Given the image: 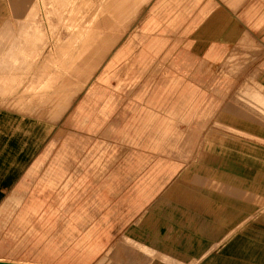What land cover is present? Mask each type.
Wrapping results in <instances>:
<instances>
[{
  "label": "rangeland",
  "instance_id": "obj_1",
  "mask_svg": "<svg viewBox=\"0 0 264 264\" xmlns=\"http://www.w3.org/2000/svg\"><path fill=\"white\" fill-rule=\"evenodd\" d=\"M90 1L70 30L57 11L45 13L48 0H0V157L14 136L27 139L0 159L7 166L0 171V260L123 264L117 243L133 218L124 211L131 209L134 174L164 167L174 182L183 170L189 184L207 179L196 194L203 206L194 208L192 194L189 208L191 228L205 235V264L213 255L225 258L232 242L264 248V170L246 183L233 172L243 152L264 161V56L246 61L257 48L204 45L211 33L196 30L192 13L202 0L160 7L157 0ZM150 9L166 15L168 74L133 104L90 118L91 89L114 52L139 37ZM118 33L121 41L82 87L97 50ZM147 69L125 62L115 70ZM126 81L128 88L143 82L115 79L109 87ZM30 126L37 136L24 134ZM126 175L131 184L121 182Z\"/></svg>",
  "mask_w": 264,
  "mask_h": 264
},
{
  "label": "crops",
  "instance_id": "obj_2",
  "mask_svg": "<svg viewBox=\"0 0 264 264\" xmlns=\"http://www.w3.org/2000/svg\"><path fill=\"white\" fill-rule=\"evenodd\" d=\"M166 1L157 0V6L160 7ZM192 13L196 14V30L203 29L211 33L212 38L208 34L204 37L206 41L204 45L215 48L221 46L254 47L257 50L249 51L246 61H263L260 57H263L264 53H261L260 50L263 51L262 48H264V0H202L199 2L196 12ZM165 18L164 13L157 16L154 9L148 11L146 20L150 32L148 52L146 53L134 41L132 53L108 70L102 76L103 80L98 79L96 85L91 89L88 102L92 109L89 113L90 118L101 120L103 118L98 113L99 111H116L131 105L139 95L153 91L160 86L162 78L169 72L167 66L170 63L171 44ZM138 57L140 60H137ZM229 60L232 61V59ZM125 62L130 65L132 63L134 67L143 66L148 69L139 72L115 70ZM136 77L143 81L138 86L132 84L133 87L128 88L129 82L126 81L116 83L112 89L109 87L115 85L112 80H129ZM96 110H98L97 113L94 112ZM105 118L111 121L116 119V116L109 114ZM26 129L24 134L34 132L37 136L35 127L30 126ZM14 137L9 140V149L5 150L0 157L1 162H6L19 148H23V144L27 140L22 137L18 141L19 139ZM239 158V166L235 165V171H233L239 176L238 182L246 183L248 176L253 177L255 169L264 170V161L262 163L252 162L253 158L249 152H243ZM1 162L0 171L7 167ZM154 170L150 169L147 173L134 174L133 181L131 177L128 178V175L120 179L121 182L128 181L130 183L132 181L133 183L131 209L127 208L124 211L133 214V218H131L129 227L123 229V234L119 236L117 243L118 248H122V252L119 253L123 256V264H193L192 260L199 261L200 258L202 261L198 264H205L204 256L208 253L205 249V235L198 231V226L191 228L189 208L194 205L192 201L194 199L190 200L192 194H195L197 198L194 208L203 206V200L199 199V195L196 194L204 193L207 179L195 176L193 181L200 185L189 184L188 174L183 170L180 173V178L174 182L171 167H164L162 172H157V168ZM137 179L146 181L139 184ZM145 183L146 185H144ZM212 184L221 185V182L217 181ZM21 189L19 186L17 190L21 192ZM234 189L236 190V188ZM239 190L244 191L241 188ZM210 201L214 208L215 200L212 198ZM119 222L120 220L117 223ZM201 223L203 225L204 220ZM250 234L251 232L241 234L240 238H251ZM227 251L228 255L225 258L213 255L207 264H264V248L262 246L254 249L247 242H232Z\"/></svg>",
  "mask_w": 264,
  "mask_h": 264
},
{
  "label": "bare ground",
  "instance_id": "obj_3",
  "mask_svg": "<svg viewBox=\"0 0 264 264\" xmlns=\"http://www.w3.org/2000/svg\"><path fill=\"white\" fill-rule=\"evenodd\" d=\"M47 4L50 5V8L46 7ZM91 4L92 3H91L90 0H48V3L45 4V7H44V4H43V7H44L45 13L48 12V9H52V11H57L56 14H57V17L59 18V20L60 21H62V20L65 21L66 27L71 30V29H73L76 26L77 19H78V17H77L78 13L80 14L81 10L84 7H86L85 10L87 8H89ZM21 12H22V10H21ZM24 13H25V10H24ZM17 17H18V15H17ZM60 21H59V23H60ZM80 31H82V30H80ZM77 33H78V31H77ZM88 33H89V31H88ZM63 34H65V33H63ZM91 35H93V34H91ZM67 36H68V34H67ZM58 38H60V39L62 38L61 37V33H59V37ZM149 38H150V32H149V29H148V21H147L146 24L144 25V27L142 28V31L139 34L138 38L135 36V37L129 39V41L127 43L121 45L114 52V54L111 56V59L108 61V63L105 66L104 73L99 77V80L100 81L103 80L102 76L108 70H110L114 65H116L120 61H123L128 55H130L132 53V51L134 49L133 45L135 44L134 41H136L137 45H140L141 49H144L145 52L147 53L148 50H149V48H148ZM121 39H122V36H121L120 33H118L112 39L106 40L105 42L108 41L107 43H105V44L103 43L104 45L102 44V46L99 47V49L97 50V53L95 55V59L92 62V65L89 67V69L87 71L88 73L86 75L85 81L82 84V87L86 86L88 80L99 69V67L101 66L102 62L111 53V51L117 46V44L121 41ZM137 60H140V57H138ZM67 108H68V106L66 107V109ZM0 262L11 263V264H34V263H29V262L21 263V262H11V261H3V260H0Z\"/></svg>",
  "mask_w": 264,
  "mask_h": 264
},
{
  "label": "water",
  "instance_id": "obj_4",
  "mask_svg": "<svg viewBox=\"0 0 264 264\" xmlns=\"http://www.w3.org/2000/svg\"><path fill=\"white\" fill-rule=\"evenodd\" d=\"M0 264H11V263L0 262Z\"/></svg>",
  "mask_w": 264,
  "mask_h": 264
}]
</instances>
